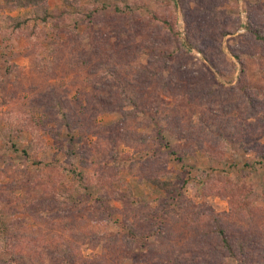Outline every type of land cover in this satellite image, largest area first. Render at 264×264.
<instances>
[{
    "label": "rangeland",
    "instance_id": "rangeland-1",
    "mask_svg": "<svg viewBox=\"0 0 264 264\" xmlns=\"http://www.w3.org/2000/svg\"><path fill=\"white\" fill-rule=\"evenodd\" d=\"M47 3L46 25L0 0V241L17 254L0 245V264H176L158 240L124 244L140 222L168 225L190 264L208 256L193 239L211 214L264 245V0ZM81 55L114 64L131 114L108 110L122 102L115 78L108 108L90 105L102 78Z\"/></svg>",
    "mask_w": 264,
    "mask_h": 264
},
{
    "label": "trees",
    "instance_id": "trees-1",
    "mask_svg": "<svg viewBox=\"0 0 264 264\" xmlns=\"http://www.w3.org/2000/svg\"><path fill=\"white\" fill-rule=\"evenodd\" d=\"M7 5L10 7V10H31L34 14L36 20L41 21L43 24H50L53 22V14L52 10L48 6L47 0H5ZM127 8L133 9V5L127 3ZM116 10L121 15H128L127 12H122V9L117 7ZM98 11H91V14H97ZM7 21L9 22V26L14 29L17 33H20L23 31V27H27L26 21L22 17H8ZM29 28V27H27ZM30 31L24 32V36L28 40V42H31V33L33 29H29ZM258 38L264 41V36L256 35ZM96 55V53H95ZM81 55L79 57L80 65L83 68L91 69L93 71H98L95 74H98L101 76V80L103 81L102 84H99L98 80L93 81L92 88H93V96L89 99L90 105L95 101L96 102H102L105 107L109 105L107 101L103 100L104 94L107 93V85L109 87L111 86L109 79L115 78L117 82L120 83L122 88L121 98L122 102L117 103H111V107L108 110H116L123 113L125 116L131 113H127L124 111L125 106L134 104L137 102L136 98L137 95L134 92V90L129 89L128 85L129 82L123 81L119 78V71L118 69L110 68L111 66H114V64L109 65V62L106 58H100L99 60L96 59L95 62L92 60V56L89 55ZM76 66L77 65L76 63ZM112 87V86H111ZM103 91V93L101 92ZM51 97L53 98L54 104L56 106V109L61 111L62 107L57 100L56 96H53L51 93ZM108 108V107H107ZM111 112V111H110ZM62 118L71 126V121L68 118V115L66 113H62ZM200 147L203 148V144H200ZM207 152L209 149H206ZM153 185H157L158 189H162L161 182L158 181V179L152 181ZM230 189V188H229ZM232 190V188L230 189ZM235 209H237L238 213L242 212L241 207L239 204H235ZM34 212V211H33ZM37 212V211H35ZM237 213V214H238ZM39 215L38 213H36ZM212 218L210 219V225L209 228L204 230V232L200 235L195 234V237L197 239H193V242L195 244H198L199 242L204 244V248L207 251L208 256L206 258L198 257L195 259L190 260V264H213L210 262V259L213 257L218 258L217 262L215 264H220L222 262L223 257H231V258H240L244 262V264H264V245H259V240L261 238V233L259 230H253L243 233L241 230L237 229V224L231 223L226 218H221L218 215L211 214ZM142 222L138 224H129L128 227L130 229V233L126 235L127 238L131 239V241L124 240V244H129L131 248H135V246L138 243L143 242V244H147L150 242V240H158L159 243L166 244L169 248H172V252L174 255V262L176 264H184L183 261L180 259V251L175 250L174 245L172 244L171 239V228L167 225H161V224H147L146 227L148 228L142 229ZM247 233V237H245ZM245 234V235H244ZM0 245H4L7 248L5 252H9L15 259L17 254L14 252V247H12V244L9 241L1 240ZM260 247V248H259ZM174 248V251H173ZM254 249V251H252ZM200 250L204 251L203 248ZM259 252V253H257ZM61 254V253H60ZM63 257L65 258V264H77L74 262L73 259L68 257L66 255ZM210 258V259H209ZM185 262V261H184ZM88 264V263H87Z\"/></svg>",
    "mask_w": 264,
    "mask_h": 264
}]
</instances>
